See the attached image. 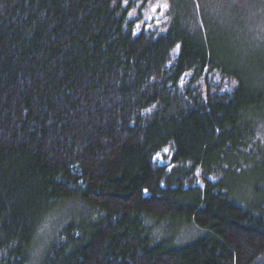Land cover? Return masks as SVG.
I'll list each match as a JSON object with an SVG mask.
<instances>
[{"label":"trees","instance_id":"trees-1","mask_svg":"<svg viewBox=\"0 0 264 264\" xmlns=\"http://www.w3.org/2000/svg\"><path fill=\"white\" fill-rule=\"evenodd\" d=\"M71 201L40 264H264V0H0V264Z\"/></svg>","mask_w":264,"mask_h":264},{"label":"rangeland","instance_id":"rangeland-1","mask_svg":"<svg viewBox=\"0 0 264 264\" xmlns=\"http://www.w3.org/2000/svg\"><path fill=\"white\" fill-rule=\"evenodd\" d=\"M82 209L80 202L71 201L62 204L58 208L54 209L42 223L40 228L37 231V234L34 238L33 244L31 246V254L28 264H40L41 257L45 252L49 242L54 236L55 228H58L62 225L64 220L68 218L67 212H78ZM200 234L197 228L193 225H181L179 229L177 228V233L174 235V238L177 242H184L193 238L197 234Z\"/></svg>","mask_w":264,"mask_h":264},{"label":"snow or ice","instance_id":"snow-or-ice-1","mask_svg":"<svg viewBox=\"0 0 264 264\" xmlns=\"http://www.w3.org/2000/svg\"><path fill=\"white\" fill-rule=\"evenodd\" d=\"M127 2H128V0H125V3H127ZM164 7L167 8L168 5L167 4H164Z\"/></svg>","mask_w":264,"mask_h":264}]
</instances>
